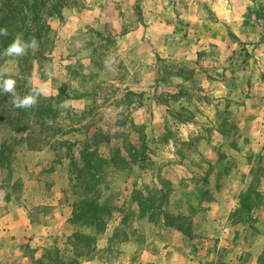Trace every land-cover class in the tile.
Masks as SVG:
<instances>
[{
	"label": "rangeland",
	"instance_id": "rangeland-1",
	"mask_svg": "<svg viewBox=\"0 0 264 264\" xmlns=\"http://www.w3.org/2000/svg\"><path fill=\"white\" fill-rule=\"evenodd\" d=\"M28 2L0 0L38 43L0 69L45 90L0 87V264H264V0Z\"/></svg>",
	"mask_w": 264,
	"mask_h": 264
},
{
	"label": "clouds",
	"instance_id": "clouds-1",
	"mask_svg": "<svg viewBox=\"0 0 264 264\" xmlns=\"http://www.w3.org/2000/svg\"><path fill=\"white\" fill-rule=\"evenodd\" d=\"M7 35V28H0V36ZM37 48L38 43L34 37L26 41L23 37V33H17L13 41L5 49L4 55L21 57L27 55L29 49L34 52L35 50H37ZM15 84L16 81L9 74V70L7 68L0 69V87H2L4 92L13 94V96L15 97L14 104L16 107L29 108L34 106L37 103V96L45 92L43 88H33L30 94L24 96L21 99L15 94ZM62 106L68 107V102L65 101Z\"/></svg>",
	"mask_w": 264,
	"mask_h": 264
},
{
	"label": "trees",
	"instance_id": "trees-1",
	"mask_svg": "<svg viewBox=\"0 0 264 264\" xmlns=\"http://www.w3.org/2000/svg\"><path fill=\"white\" fill-rule=\"evenodd\" d=\"M29 0H26V4H28ZM12 14L13 11H9L8 14L4 15L5 18H3L2 22H1V27H4V25L7 23V29H11L8 31L9 35L7 36H0V41L2 43H5V45H9L14 37L15 34L13 33L14 30V26L12 25V23L14 22V20H12ZM0 115H1V111H0ZM86 204H89L86 202ZM89 211H86L79 214V216H76L79 219H83L82 221L84 223H88L91 225H97L101 223V218H99V214L103 215L104 211L102 209V205H97V204H89ZM77 238L81 239V238H86L85 235H81V236H76Z\"/></svg>",
	"mask_w": 264,
	"mask_h": 264
},
{
	"label": "crops",
	"instance_id": "crops-1",
	"mask_svg": "<svg viewBox=\"0 0 264 264\" xmlns=\"http://www.w3.org/2000/svg\"><path fill=\"white\" fill-rule=\"evenodd\" d=\"M264 29H261V33ZM243 40V38H240ZM244 41V40H243ZM257 54L255 55V58L257 59V64H259L261 69V133H263L264 129V34H261V44L259 48L257 49Z\"/></svg>",
	"mask_w": 264,
	"mask_h": 264
}]
</instances>
